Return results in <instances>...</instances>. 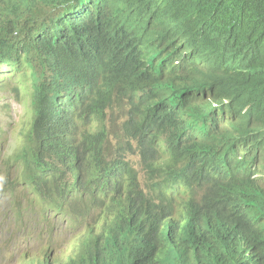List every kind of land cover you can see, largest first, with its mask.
<instances>
[{
    "label": "trees",
    "instance_id": "16d2710c",
    "mask_svg": "<svg viewBox=\"0 0 264 264\" xmlns=\"http://www.w3.org/2000/svg\"><path fill=\"white\" fill-rule=\"evenodd\" d=\"M62 2L0 0V65L29 66L35 118L10 161L0 162V178L9 179L2 165H20L21 184L52 210L77 221L80 204L91 220L71 255L36 251L23 263L264 264V227L227 197L239 179L182 134L176 115L152 108L134 58L98 27L82 45L57 49L44 40L36 23ZM244 2L250 12L256 0L220 5L234 13ZM249 12L242 20L248 15L263 35ZM142 22L138 17L132 28ZM136 153L143 177L128 160Z\"/></svg>",
    "mask_w": 264,
    "mask_h": 264
},
{
    "label": "clouds",
    "instance_id": "9594fccd",
    "mask_svg": "<svg viewBox=\"0 0 264 264\" xmlns=\"http://www.w3.org/2000/svg\"><path fill=\"white\" fill-rule=\"evenodd\" d=\"M77 2L63 0L53 15L36 23L45 30L44 40L57 49L82 45L93 27L100 28L134 58L136 77L151 88L152 108L176 115L182 134L197 143L215 166L239 179L227 187V197L263 228L264 84L254 76L264 77V34L248 22V15L242 20L241 13L249 12L248 2L234 13L220 0ZM249 13L264 25L262 1L256 0ZM138 17L143 22L135 31L132 26ZM125 21L131 27H125ZM18 35L22 33L12 36ZM0 67L4 74L15 66ZM234 91L245 94L237 100L231 98ZM26 253L30 252L21 254L16 264H25Z\"/></svg>",
    "mask_w": 264,
    "mask_h": 264
},
{
    "label": "rangeland",
    "instance_id": "374dc122",
    "mask_svg": "<svg viewBox=\"0 0 264 264\" xmlns=\"http://www.w3.org/2000/svg\"><path fill=\"white\" fill-rule=\"evenodd\" d=\"M1 79L0 162H9L23 128L25 131L33 124L34 90L31 73L24 65L8 68ZM128 160L141 174L140 155L131 154ZM4 172L9 179L0 178V264L18 263L26 251H53L64 258L76 251L72 241L91 222L89 218L83 219L86 214L81 205L77 206V221H72L52 210L32 189L21 184L20 165H2L1 173ZM42 231L45 236H41Z\"/></svg>",
    "mask_w": 264,
    "mask_h": 264
},
{
    "label": "bare ground",
    "instance_id": "6f19581e",
    "mask_svg": "<svg viewBox=\"0 0 264 264\" xmlns=\"http://www.w3.org/2000/svg\"><path fill=\"white\" fill-rule=\"evenodd\" d=\"M244 29H245V27L242 28V29H240V32H242V31L244 32ZM254 78L259 81V84H261V85L264 84V77L257 78L256 76H254ZM244 94H245V92H243V91H234L233 94H232V96H231V98H236L237 100H239L240 95H244Z\"/></svg>",
    "mask_w": 264,
    "mask_h": 264
}]
</instances>
